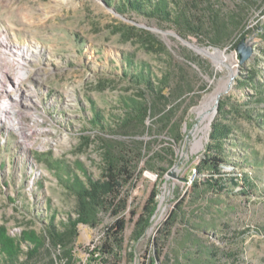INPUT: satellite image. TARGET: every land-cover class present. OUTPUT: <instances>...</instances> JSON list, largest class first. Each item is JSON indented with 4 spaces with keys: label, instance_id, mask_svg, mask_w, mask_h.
<instances>
[{
    "label": "rangeland",
    "instance_id": "1",
    "mask_svg": "<svg viewBox=\"0 0 264 264\" xmlns=\"http://www.w3.org/2000/svg\"><path fill=\"white\" fill-rule=\"evenodd\" d=\"M206 3L221 18L232 17L243 26L233 31L231 41L244 31L243 39L253 46L248 61L240 64L230 43L212 47L154 20L120 15L114 7L118 0H0V41L28 53L25 59L13 58L23 68L18 76L0 69L23 87L16 91L2 81L16 110L9 120L17 127L0 125V228L10 237L40 235L50 219L57 224L74 217L75 199L60 177L80 175L81 165L97 178L105 147L130 143L112 121L121 115L122 102L136 95L129 77L140 69L152 77L171 71L193 83L176 111L182 136L173 146L177 161L170 167L164 158L151 161L154 170L142 172L131 189L129 209L139 213L153 190L158 208L138 242L130 240L133 224H127L125 249L134 251V258L118 264H151L157 254L155 264H264V0ZM251 75L257 88L238 84ZM218 96V101L255 107L260 120L237 119L227 147L234 167L225 166L223 173L248 175L241 192L231 186L220 194L207 189L201 185L207 172L198 177L199 188H191ZM93 106L110 122L105 131L90 123ZM152 121L147 119L148 127ZM166 142L169 138L161 135L151 142V151ZM234 143L246 145V153ZM109 222L103 217L96 228L78 226L74 264H117L96 252Z\"/></svg>",
    "mask_w": 264,
    "mask_h": 264
},
{
    "label": "trees",
    "instance_id": "2",
    "mask_svg": "<svg viewBox=\"0 0 264 264\" xmlns=\"http://www.w3.org/2000/svg\"><path fill=\"white\" fill-rule=\"evenodd\" d=\"M206 2L207 0H118V5L114 7L120 15L133 13L154 20L159 25L173 27L182 37L190 35L199 42L206 40L212 47L230 43L231 50H235L244 38V31L234 41H231V34L233 31L243 30V26L239 27L240 23L232 17L221 18ZM186 57L190 61L196 59ZM127 65L130 70L134 68L130 60ZM129 78L137 89L136 95L122 102L121 115L112 121L118 130L130 136V143L105 147L97 178H93L81 165H78L77 170L83 178L75 172H66L60 177L66 191L75 199L74 217L69 216L57 224L50 219L40 235L27 232L17 239L0 228L1 264H74L73 249L78 237V226L96 228L103 217L110 218V222L102 227L101 239L96 247L100 259L118 264L134 258V251L125 249L124 233L127 224H133L130 240L138 242L151 226L158 205L155 200L157 193L153 190L137 213L134 208L129 209L130 191L142 172L154 170L151 161L164 158L168 167L176 164L177 154L173 146L182 141L176 111L185 96L192 92L193 83L187 81L182 74L176 75L171 71L160 77H152L150 73L140 69ZM246 80L238 81V84L257 88L253 75L246 77ZM261 101L262 99L256 104ZM255 114V107L251 108L247 103L237 104L226 98L219 101L216 117L210 125L209 141L194 168L196 178L191 183L193 190L199 188L198 177L204 172L209 175L201 185L213 192L220 194L228 186L237 188L239 192L245 189L247 174H242L239 178L234 173H223V168L234 167L228 160L227 147L238 127L237 119L259 124L260 120L255 118ZM148 118L153 119L151 127L146 124ZM90 123L101 131L110 127V122L94 106ZM144 135L152 137L151 140L141 139ZM161 135L168 137L169 142L159 151H151V142L157 141ZM234 146L243 148L242 152L246 153V145L234 143ZM172 219L171 216V221ZM22 244L28 246L26 250L22 249ZM158 257L159 254L157 257L153 255L151 264H155Z\"/></svg>",
    "mask_w": 264,
    "mask_h": 264
},
{
    "label": "bare ground",
    "instance_id": "3",
    "mask_svg": "<svg viewBox=\"0 0 264 264\" xmlns=\"http://www.w3.org/2000/svg\"><path fill=\"white\" fill-rule=\"evenodd\" d=\"M11 46L5 45L3 41H0V69H8L10 73H17L18 76L19 72L23 71V68L21 67V64H16L13 58L20 57V59H25L28 53H26L22 49H16ZM2 81L6 82L8 86H10L16 91L18 90V88H20V90H23L22 81L18 78L8 76L6 73L0 71V125H4L8 128L12 127L13 129H17L16 126H12V122L9 120L10 115L16 114V110L13 106L12 98L7 93L6 89L3 88L2 83L4 82ZM212 110L213 107L211 111ZM201 115L204 116V113H201ZM199 145H201V143H199Z\"/></svg>",
    "mask_w": 264,
    "mask_h": 264
},
{
    "label": "water",
    "instance_id": "4",
    "mask_svg": "<svg viewBox=\"0 0 264 264\" xmlns=\"http://www.w3.org/2000/svg\"><path fill=\"white\" fill-rule=\"evenodd\" d=\"M200 51L203 52V53H205L206 55H209V56H212V57L215 56L216 54H218L217 51H215V52L212 53V54H208V53H207L206 51H204L203 49H200ZM235 51H236V54H237V56H238V58H239V63H240V64H243V63H245L246 61H248V60L251 58L252 53H253V46H252V44H251L249 41H247L246 39H242V40L238 43V45H237ZM218 99H219V96H218V97L216 98V100H215V106H214V108H213V110H212V114H213V115L217 113V107H218V103H219Z\"/></svg>",
    "mask_w": 264,
    "mask_h": 264
}]
</instances>
